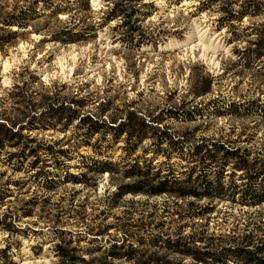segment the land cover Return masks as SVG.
Listing matches in <instances>:
<instances>
[{
	"label": "rangeland",
	"instance_id": "374dc122",
	"mask_svg": "<svg viewBox=\"0 0 264 264\" xmlns=\"http://www.w3.org/2000/svg\"><path fill=\"white\" fill-rule=\"evenodd\" d=\"M0 58V249L11 245L14 264H59L58 247L73 264H131V248L180 261L155 244L202 248L264 221V204L119 189L138 170L192 182L185 156L211 143L264 164V0H0ZM129 117L140 143L106 128L84 143L96 121Z\"/></svg>",
	"mask_w": 264,
	"mask_h": 264
},
{
	"label": "trees",
	"instance_id": "16d2710c",
	"mask_svg": "<svg viewBox=\"0 0 264 264\" xmlns=\"http://www.w3.org/2000/svg\"><path fill=\"white\" fill-rule=\"evenodd\" d=\"M64 110L66 109H63L65 114ZM131 115L133 113L129 114V116ZM66 119L71 124L77 118L74 116V112H71V116ZM86 122L91 121L89 119L80 120L82 125H85ZM103 128H106L104 137L110 135L114 138V142L122 136H126V140L129 141L135 139L137 143L143 140V134L139 130L131 129V119L129 117L126 121L120 122L118 126L106 125L105 122L96 121L88 140L84 143L89 145L90 138L95 134H99ZM8 133H10L9 130H4L0 126V145L7 138ZM102 140L106 141L105 138H101L98 143ZM163 141L173 152L181 151L179 141ZM94 151L99 157H106L101 152L100 147L99 150ZM58 153L63 154L64 152L59 151ZM180 157L184 159L182 152ZM185 159L197 163V166L192 168L193 174H196L192 182L190 180L187 182L177 180L172 176L173 173L160 177V174L165 170H158L155 174V184H152L154 180L149 177V173L138 170L133 176L136 181L119 189L122 190L123 194L144 195L147 197L167 195L180 200L188 198L194 200L205 199L212 202H229L247 207L264 204V164L249 159V154L245 150L227 148L224 145L211 143L207 146L191 148ZM83 165L88 170L98 173L112 172V164L107 162L90 159L88 164L83 163ZM17 169L24 170L22 167ZM55 169H62V167ZM225 169H228L229 173ZM64 173L68 181H79L77 175L70 174L67 171H64ZM48 174L52 175L50 172H47ZM40 175L42 176V174ZM187 185H190V187ZM2 201L3 198L0 197V202ZM1 225H4V223L0 221ZM7 232L11 233L8 229ZM223 238L210 237L207 239V244L202 248L196 243H202L204 239L197 242L194 238L168 239L155 244V247L167 251L170 255L181 257L182 260L180 261L171 260L167 256L157 254H155V258L151 256L144 258L132 248L124 256L131 264H264V221L260 220L258 225L255 224L251 229L245 228L239 238L230 236H224ZM57 255L61 257L59 264H67L69 259L72 260V264L74 263V258L69 256V251L63 248L58 247ZM13 259L14 254L11 245H6L0 249V264H14ZM186 259L190 262L184 263Z\"/></svg>",
	"mask_w": 264,
	"mask_h": 264
},
{
	"label": "bare ground",
	"instance_id": "6f19581e",
	"mask_svg": "<svg viewBox=\"0 0 264 264\" xmlns=\"http://www.w3.org/2000/svg\"><path fill=\"white\" fill-rule=\"evenodd\" d=\"M97 2H98V0H94V3H96V5H97ZM1 59L2 58H0V61H1ZM60 64H61L60 65V69L64 70L65 68L62 66V63H60ZM8 68H9V64H8L7 60H4V62H3V70H8Z\"/></svg>",
	"mask_w": 264,
	"mask_h": 264
},
{
	"label": "clouds",
	"instance_id": "9594fccd",
	"mask_svg": "<svg viewBox=\"0 0 264 264\" xmlns=\"http://www.w3.org/2000/svg\"><path fill=\"white\" fill-rule=\"evenodd\" d=\"M0 247H2V245H0Z\"/></svg>",
	"mask_w": 264,
	"mask_h": 264
}]
</instances>
